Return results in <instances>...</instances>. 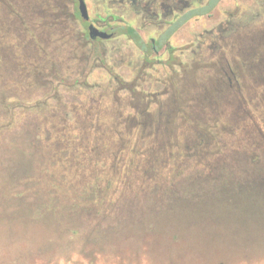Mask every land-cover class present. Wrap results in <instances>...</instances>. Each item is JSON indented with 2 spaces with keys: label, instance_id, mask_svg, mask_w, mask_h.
<instances>
[{
  "label": "trees",
  "instance_id": "16d2710c",
  "mask_svg": "<svg viewBox=\"0 0 264 264\" xmlns=\"http://www.w3.org/2000/svg\"><path fill=\"white\" fill-rule=\"evenodd\" d=\"M218 1L208 0L178 18L166 37L191 16L209 13ZM79 19L77 8L68 12L56 0H0V238L26 242L31 232L39 228L46 236L44 239H48V246L55 244V253L73 252L80 243L93 246L92 252L97 256L110 252L106 246L120 244L117 249L121 248L127 239L133 240L138 249L137 242L154 235L157 228L182 229L180 224L200 220V212L187 211L189 202L182 198L180 191L198 197L194 194L207 180L222 182L230 170L232 175L241 174L239 158L247 159L250 164L264 163V132L259 137L247 136L238 141L240 126L234 130L228 123L239 120L240 116L235 113H229L228 119L221 118L224 124L217 117L215 125H205L197 113L185 112L180 116L191 125V132L196 136L189 137L186 131V138L169 146L167 135L152 139L154 143L151 141V126L155 132L162 121L156 116L151 125V113H53L58 105L50 103V99L58 101L72 93L84 97L91 93L86 79L88 64L74 70L58 66L50 59L55 56L54 52L46 50L45 45V40L55 37V33L59 39L67 21ZM81 21L79 39L86 41L90 19ZM123 33L144 48L131 26ZM258 43L264 45V38ZM9 46H12L11 53L7 52ZM161 46L157 42L155 50ZM82 56L85 62L88 56ZM38 58L45 61L38 62ZM71 73L76 79L70 82ZM192 116L196 119L190 121ZM196 121L202 123L199 129V125H194ZM227 133L235 144L230 154L222 153L220 146ZM208 134L212 137L208 138ZM240 144L244 146L236 148ZM144 145L151 146V159L157 165L163 163L164 170L170 158L169 166L177 163L178 156L196 160L197 169H179L177 174H196L197 181L178 192L166 184L169 190L158 196L154 193L152 197L150 193V202L141 199L142 207L132 206L135 198L123 192L126 184L119 178L133 157L139 155L145 161L142 153L147 147ZM127 148H132L130 158L123 155ZM233 150H238L240 156H232ZM237 177L236 181H225L217 187L223 194L210 203L211 208L222 213L242 202L252 207L263 205L257 195L264 191V186ZM154 210H161V216L151 222ZM235 211L242 213L240 208ZM170 235L177 240L176 233ZM93 260L90 257L88 264H94Z\"/></svg>",
  "mask_w": 264,
  "mask_h": 264
},
{
  "label": "rangeland",
  "instance_id": "374dc122",
  "mask_svg": "<svg viewBox=\"0 0 264 264\" xmlns=\"http://www.w3.org/2000/svg\"><path fill=\"white\" fill-rule=\"evenodd\" d=\"M56 1L63 3L68 12L77 8L73 0ZM84 1L90 22L100 28L99 17L108 19L114 35L108 40H80L82 21L79 19L67 21L59 39L55 38V33V37L45 40L46 50L55 54L50 59L58 66L74 70L84 63L88 64L86 79L91 87V93L85 97L72 93L67 99L48 100L53 104L57 102L53 113H151V125L156 116L162 120L158 133L151 126V141L167 135L166 143L169 146L186 138V131L189 137L196 136L191 132V125L180 116L185 112L197 113L205 125H215L217 117L221 121V118L228 119L229 113H235L240 116L239 120L228 123L234 126V130L240 126L241 137L238 141L247 136L259 137L264 132V45L258 43L259 39L264 38V35L258 34L264 33V7L254 20L239 16L231 20L232 25L227 31L214 30L215 35L220 36L218 43L208 41L210 37H207L204 38L207 42L201 45L196 33L201 31L202 26L210 25L222 17V12L228 13V9H233L231 2L220 1L204 18L190 20L177 28L171 34V45L167 50L162 48L157 54L146 55L134 40L123 34L124 27L131 26L144 42L148 43L150 38H154L163 45V38L157 36L163 27L161 20L152 22L151 17L150 23V16L140 10L135 13L130 2L122 6L121 0ZM240 3L250 5L251 0H241ZM256 3L254 6L258 8ZM165 9L166 6L161 8L162 11ZM7 52H12V46L7 48ZM84 54L88 56L85 62L82 61ZM42 58H38V62L45 61ZM227 60L231 62L234 75L226 65ZM221 66L231 77V84ZM75 79L71 73L68 80L71 82ZM189 119L191 121L196 117ZM202 123L196 121L194 125H199V129ZM221 124H224L223 121ZM235 133L237 131H233ZM207 137L211 138L212 135L208 134ZM221 144V152L228 154L235 146L229 133L225 134L224 143ZM144 146L147 147V151L145 149L142 153L145 161L142 162L139 155L133 157L119 178L126 184L123 192L135 198L132 206L142 207L141 199L146 198L150 202V193L152 197L154 193L158 196L169 190L166 184L178 192L197 181L196 174H177L179 169H197L196 160L178 156L177 163L169 166L170 158L164 164V170L163 163L157 165L151 159V146ZM243 146L236 145V148ZM131 149L127 148L123 155L130 158ZM240 154L238 150L232 151V156ZM238 164L241 174L232 175L230 170V175H224L222 182H234L238 176V180H251L264 186V182H261L264 181V163L250 164L247 159L243 161L239 158ZM157 168L158 171H155ZM222 182L207 180L194 194L198 197L180 191L182 198L189 202L187 211L195 209V212L201 213V219L180 224L182 229L157 228L153 231L154 235L137 242L140 245L138 249L133 240L127 239L121 248L117 249L120 244L106 246L110 252L97 256L92 252L93 246L80 243L75 245L73 252L55 253V244L48 246L44 232L37 228L31 232L29 242H11L0 238V264H88L90 257L94 258V264H264V191L257 195L262 206L252 207L242 202L236 208L220 213L211 208L210 203L222 196V191L217 190ZM239 208L241 214L235 211ZM154 211L151 222L161 216V210ZM170 233H176L177 240H173Z\"/></svg>",
  "mask_w": 264,
  "mask_h": 264
},
{
  "label": "flooded vegetation",
  "instance_id": "af4514ba",
  "mask_svg": "<svg viewBox=\"0 0 264 264\" xmlns=\"http://www.w3.org/2000/svg\"><path fill=\"white\" fill-rule=\"evenodd\" d=\"M73 1L77 3V0H73ZM220 1L231 2L233 9H231V10L228 9L227 11H230L228 13L222 12L221 13L222 17L219 18L217 21L211 23L210 25L202 26L201 31L196 33L198 35V37H196V39L200 40L201 45H204L207 42V40L204 39L207 37L208 38L210 37V39H208V41L211 40L212 42L218 43L220 36L219 37L216 36L214 33L215 32L214 30H218L219 32L227 31L229 26L232 25L231 20L233 18H236V17L238 18L239 16L245 17L246 19H249V20H254L255 17L258 16L262 12V10H261L262 7H264V0H261L257 3L255 2L257 0H251L250 5L249 4L247 5L245 3H240L241 0H219L217 4H219ZM129 2L132 4L133 9L135 10V13L140 10L143 14L150 16V19H149L150 23H151V17H152V22H155L157 20L162 21L163 24H161V26H163V27L160 29V32L157 36L161 39L163 38L164 42H163V45L158 50H155V48L157 46V42H156V39H154V38H150V41L148 43L142 41V43L144 44V48H142L141 45L137 44V47H139V49L143 50V52L149 53V54L150 53L151 54H157L158 52H160L162 50V48H165V50H167V47H169L171 45L170 44L171 43V35L168 38L166 37V35H167V32H168L170 26L173 24V22L176 21L181 16L187 14L190 10H193V9L197 8L198 6H201L205 3H207L208 0H121V5L125 6ZM255 3L258 6V8H255V6H254ZM164 6H166L167 9H165V11H162L161 8ZM232 11H234V13ZM205 15L206 14H204V15L195 14V15L191 16L186 22H188L190 20H200V19L204 18ZM159 17H162V18H159ZM113 20H114V18H113ZM85 22H88V21H85ZM90 23H92V22H90ZM90 23H88V24H90ZM93 25H95V24H93ZM157 25L160 26L159 24H157ZM99 26H100L101 30L104 29L111 34V36L109 38L102 39V40H108V39H111L113 37L114 31H111L112 27H111V23H110V21H108V19L104 20L103 22H100ZM126 27L127 26L124 27V30L126 29ZM201 32H203L205 34L203 35V33H201ZM87 33H88V31H87ZM258 34L264 35V33H258ZM124 35L128 36L127 34H124ZM138 35L140 36V39L142 40L141 35L139 33H138ZM222 37H223V35H221V38ZM96 39H101V38H96ZM217 62H218V65L220 66L221 63L219 62V60ZM227 62L228 63L226 65L230 69V72L234 75V71L232 70L233 67L231 66V62L228 60H227ZM221 70L224 73V75L227 77L229 84H231L232 83L231 77L228 76V72L225 71L223 66H221Z\"/></svg>",
  "mask_w": 264,
  "mask_h": 264
},
{
  "label": "water",
  "instance_id": "95a60500",
  "mask_svg": "<svg viewBox=\"0 0 264 264\" xmlns=\"http://www.w3.org/2000/svg\"><path fill=\"white\" fill-rule=\"evenodd\" d=\"M77 10H78L80 18L83 21H89V15H88L87 7H86L84 0H77ZM87 31H88V37L91 40H94L96 38L107 39L111 36L110 33L100 30L92 23L88 24Z\"/></svg>",
  "mask_w": 264,
  "mask_h": 264
}]
</instances>
